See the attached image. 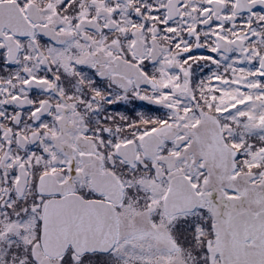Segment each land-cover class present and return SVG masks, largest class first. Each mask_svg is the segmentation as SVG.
<instances>
[{
	"label": "snow or ice",
	"instance_id": "obj_1",
	"mask_svg": "<svg viewBox=\"0 0 264 264\" xmlns=\"http://www.w3.org/2000/svg\"><path fill=\"white\" fill-rule=\"evenodd\" d=\"M0 264H264V0H0Z\"/></svg>",
	"mask_w": 264,
	"mask_h": 264
}]
</instances>
